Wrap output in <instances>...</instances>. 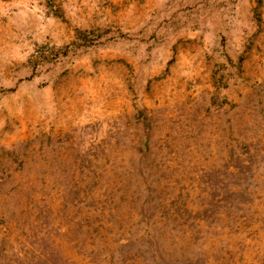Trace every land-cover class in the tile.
I'll use <instances>...</instances> for the list:
<instances>
[{
  "label": "rangeland",
  "instance_id": "rangeland-1",
  "mask_svg": "<svg viewBox=\"0 0 264 264\" xmlns=\"http://www.w3.org/2000/svg\"><path fill=\"white\" fill-rule=\"evenodd\" d=\"M0 264H264V0H0Z\"/></svg>",
  "mask_w": 264,
  "mask_h": 264
},
{
  "label": "trees",
  "instance_id": "trees-1",
  "mask_svg": "<svg viewBox=\"0 0 264 264\" xmlns=\"http://www.w3.org/2000/svg\"><path fill=\"white\" fill-rule=\"evenodd\" d=\"M55 10H57V9H55ZM55 12H56V14H58V11H55ZM75 34H76V38H78V39L84 40L86 38L85 31H83L81 29H76Z\"/></svg>",
  "mask_w": 264,
  "mask_h": 264
}]
</instances>
